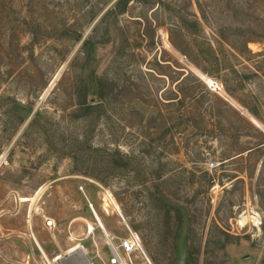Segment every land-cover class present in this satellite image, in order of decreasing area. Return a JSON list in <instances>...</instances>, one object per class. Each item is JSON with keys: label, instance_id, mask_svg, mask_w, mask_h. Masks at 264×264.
<instances>
[{"label": "rangeland", "instance_id": "rangeland-1", "mask_svg": "<svg viewBox=\"0 0 264 264\" xmlns=\"http://www.w3.org/2000/svg\"><path fill=\"white\" fill-rule=\"evenodd\" d=\"M120 6L0 0V264H264V0Z\"/></svg>", "mask_w": 264, "mask_h": 264}, {"label": "crops", "instance_id": "crops-1", "mask_svg": "<svg viewBox=\"0 0 264 264\" xmlns=\"http://www.w3.org/2000/svg\"><path fill=\"white\" fill-rule=\"evenodd\" d=\"M33 216H32V222L30 223V226L28 229V233H26L25 236H26V238H27V240L31 246L32 254L34 256H37V257L39 256L41 258V259H37L40 264H46L45 259L48 258L50 260V257L55 256V255L57 256L56 259L58 261L61 259H64L66 261L67 260L66 257H68V255L72 254V252H75L76 249H78V247H80L79 245L74 246L75 248L72 246L73 248H71L67 253H65V255H60L59 253H61V251H63V250H59L56 247H53V245L51 246V244L49 243L50 242L49 235H47V233L45 231V227H43L41 221L39 222V220ZM121 216H123V215H121ZM106 231H107V229H106ZM49 250H51L52 252L50 251L51 252L50 253ZM73 250H75V251H73ZM69 252H70V254H69ZM79 254H81V253H77L76 255L72 256L71 258H73V260H75V257ZM146 256H147L146 257L147 264H154L153 260L148 255H146ZM71 258H68V259H71ZM83 258H85V256H83L82 259ZM82 259H80V260H82ZM64 260H63V262H64Z\"/></svg>", "mask_w": 264, "mask_h": 264}, {"label": "built area", "instance_id": "built-area-1", "mask_svg": "<svg viewBox=\"0 0 264 264\" xmlns=\"http://www.w3.org/2000/svg\"><path fill=\"white\" fill-rule=\"evenodd\" d=\"M213 166H215V163H210V167H213ZM123 219H124V217H123ZM124 221H125V219H124ZM46 222H47V226L49 227L50 230H52L55 227V223L53 221H51L50 219H47ZM119 248L124 253H127V254L133 253L137 250L143 251L142 241H141L139 235L136 232H134L131 228H129V234L127 236L120 238ZM145 256H146V254H145ZM46 259H47L48 264H53L48 258H46ZM55 261L57 262L58 260L55 259ZM107 264H130V263L128 261L124 260L120 256L118 251H114L113 256L111 257V259L109 260V262Z\"/></svg>", "mask_w": 264, "mask_h": 264}, {"label": "trees", "instance_id": "trees-1", "mask_svg": "<svg viewBox=\"0 0 264 264\" xmlns=\"http://www.w3.org/2000/svg\"><path fill=\"white\" fill-rule=\"evenodd\" d=\"M117 3L119 8L121 7L120 5L123 4V10H124L126 5L128 4V0H117ZM114 162H116L115 163L116 166H123L124 164L128 165L130 160L120 155L118 156V160H115ZM91 175L101 181L99 175H93V174Z\"/></svg>", "mask_w": 264, "mask_h": 264}, {"label": "water", "instance_id": "water-1", "mask_svg": "<svg viewBox=\"0 0 264 264\" xmlns=\"http://www.w3.org/2000/svg\"><path fill=\"white\" fill-rule=\"evenodd\" d=\"M115 206H116L117 210L119 211V213L122 215V213H121L120 209L118 208V206L117 205H115ZM95 216H96V218L98 220L99 225L103 228L104 232L107 234L106 228H105L103 222L101 221L100 217L98 216V214L96 212H95ZM81 250L82 249H78L77 251H75L72 254L68 255V257H66L67 260H68V258H71L72 256L76 255L77 253H80Z\"/></svg>", "mask_w": 264, "mask_h": 264}, {"label": "bare ground", "instance_id": "bare-ground-1", "mask_svg": "<svg viewBox=\"0 0 264 264\" xmlns=\"http://www.w3.org/2000/svg\"><path fill=\"white\" fill-rule=\"evenodd\" d=\"M26 199H27V198H25V200H26ZM92 228H93V227H92ZM74 248H75V247H74ZM78 249H81V247H78ZM78 249H77V250H78ZM77 250H76V251H77ZM71 251H72V250H71ZM73 251H75V250H73ZM72 253H73V252H72ZM69 254H70V252H69Z\"/></svg>", "mask_w": 264, "mask_h": 264}]
</instances>
